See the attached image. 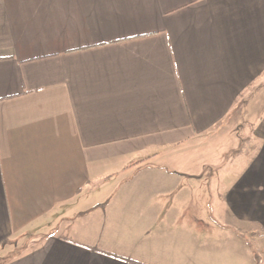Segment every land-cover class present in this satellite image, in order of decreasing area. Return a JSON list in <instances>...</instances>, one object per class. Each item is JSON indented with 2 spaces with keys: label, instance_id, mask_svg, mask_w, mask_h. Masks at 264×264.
<instances>
[{
  "label": "crops",
  "instance_id": "0c3cea01",
  "mask_svg": "<svg viewBox=\"0 0 264 264\" xmlns=\"http://www.w3.org/2000/svg\"><path fill=\"white\" fill-rule=\"evenodd\" d=\"M0 264H264V0H0Z\"/></svg>",
  "mask_w": 264,
  "mask_h": 264
},
{
  "label": "rangeland",
  "instance_id": "374dc122",
  "mask_svg": "<svg viewBox=\"0 0 264 264\" xmlns=\"http://www.w3.org/2000/svg\"><path fill=\"white\" fill-rule=\"evenodd\" d=\"M242 140H243V134L236 132L235 136L230 138V141H228L227 145H225L223 150H221V154H222L221 157H225L226 158L229 155L232 156L241 147Z\"/></svg>",
  "mask_w": 264,
  "mask_h": 264
}]
</instances>
